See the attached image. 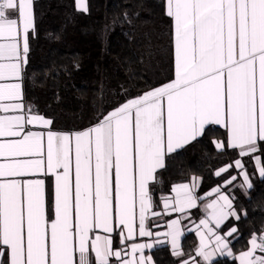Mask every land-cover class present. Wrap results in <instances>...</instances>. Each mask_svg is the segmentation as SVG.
Masks as SVG:
<instances>
[{"label":"snow or ice","instance_id":"snow-or-ice-1","mask_svg":"<svg viewBox=\"0 0 264 264\" xmlns=\"http://www.w3.org/2000/svg\"><path fill=\"white\" fill-rule=\"evenodd\" d=\"M78 8L87 12L86 0ZM165 14L174 21L175 79L101 113L86 130L58 131L25 103L33 0H0V137L14 138L0 143V264H92L90 252L95 264H153L144 254L152 244L129 250L120 241L153 236L149 184L167 157L205 136L208 125L228 130L217 148L264 154V0H165ZM257 164L264 177L259 157ZM235 167L252 188L243 163ZM195 187L196 178L176 185L165 207H197ZM206 210L197 254L212 264L217 253L233 255L226 237L237 231L217 230L241 217L222 193ZM160 235L159 243L184 255L179 220ZM239 264H264V230Z\"/></svg>","mask_w":264,"mask_h":264},{"label":"trees","instance_id":"trees-1","mask_svg":"<svg viewBox=\"0 0 264 264\" xmlns=\"http://www.w3.org/2000/svg\"><path fill=\"white\" fill-rule=\"evenodd\" d=\"M87 13L76 9L75 0H36L35 29L30 36L29 63L24 73L27 107L53 120L58 131H81L93 126L101 113L175 79L174 23L165 14V0H88ZM226 129L208 126L206 134L185 149L166 158L150 184L153 211H162L163 201L175 185L201 179L197 195L204 196L221 186L238 171L232 168L242 156L238 150L218 149ZM264 164V154L258 153ZM253 183L249 198L236 186L230 191L240 220L229 219L221 229L238 226L231 239L235 255L247 251L255 234L264 230V178L260 179L253 157L242 158ZM46 179L51 201L53 185ZM201 200V205L205 203ZM194 216L200 217V208ZM150 226L156 230L160 227ZM128 247L130 241L123 242ZM195 232L183 238L182 258L171 248L153 251L155 264H181L196 257ZM92 264L95 259L91 257ZM205 264V263H201ZM212 264H239L236 259H219Z\"/></svg>","mask_w":264,"mask_h":264},{"label":"crops","instance_id":"crops-1","mask_svg":"<svg viewBox=\"0 0 264 264\" xmlns=\"http://www.w3.org/2000/svg\"><path fill=\"white\" fill-rule=\"evenodd\" d=\"M35 1L36 0H33V10H34ZM86 2H87L88 11H89V2H88V0H86ZM78 3H79V0H75L76 9L79 12L81 10L78 8ZM81 12H85V11H81ZM87 12H85V13H87ZM34 23H35V12H34ZM173 23H174V21H173ZM30 33H31V31H30ZM174 64H175V55H174ZM174 77H175V73H174ZM208 126H217V127H221L223 129H226V128H224L221 125H208ZM29 127L32 128V130H34V131L40 130L38 127H34V126H31V125ZM227 132H228V130H227ZM10 139H14V138H4V137H0V143H3L6 140H10ZM230 149H232V148H230ZM238 152H239V150H238ZM245 157H247V156H242V158H245ZM257 157L260 158V162H261V164H263L262 157L260 155H258V153L255 156H253V164H254V167L257 170L258 177L260 179H262L264 177H260V175H259V166L260 165L257 164ZM242 158L241 159H238V160L241 161L243 163V165H244V162H243ZM0 162H3L2 158H0ZM165 164H166V161H165ZM227 166H230V167H227ZM227 166H224L219 171H217V172H220V175H217V176L220 177L221 175L227 174L232 168H235V169H237L238 173L237 174H234V176H231V177H235V179L232 180L231 183H226L231 178V177H229L227 180H225L221 184V186H218V187L210 190L207 194H205L202 197H199L197 195V192H198L199 188L201 187V179L198 178V177H194V178H196L195 195L197 197V207L187 209L183 213L176 212V211H169V209L165 207V202L166 201H169L170 202L171 199H172V197L175 195V193L173 191L174 187L176 186L175 185L173 187V189H172V192L168 196H166L164 198L162 211H158V212L155 211V213H157L156 215H151L150 214L149 217H148V220H147L146 223H147V226H148V230L153 233V236L152 237H141L137 233L136 237L133 240H129L130 241V244H129V246L127 248L130 250V248H131V246L133 244H152L153 247L151 249H145L144 254L145 255H150L152 257L153 264H155V260H154V257H153V254L152 253L158 247H165V246H167V247L171 248L172 252L174 253L171 243H159L158 242V239L163 240V239H166V238L163 235H160L159 237H157V234H163L165 232H168L169 231V225L171 223H173L175 220H179L180 221V227H181V230L183 232V235L180 237V249L181 250H182L183 238L186 235V233L195 232L196 237L198 238V244H197V247H196V250H195L196 257L195 258H192V259H189V260H184V261H192V260H195L197 262V264L205 263V261L203 260V258L201 256H199L197 254V252H198L199 247H200V244H201V235H200V233H201V231L204 230L203 229V226L201 225L200 222H201V220L208 218V211H210V210H206V204L207 203H211L212 201L218 199L219 194L222 193L224 195H227L232 200L233 207H234V200H233V197L230 195V191L232 189H234L236 186H238L240 188L241 192L243 193V195L249 198V192L252 189V188H248L247 185L244 184L243 175L241 173V170L239 168H236L235 167V162H234L233 165H227ZM225 167H227V171H224ZM244 169H245V167H244ZM159 170H161V169H159ZM249 177H250V175H249ZM41 178H43V177H41ZM250 181H251V178H250ZM153 182H150V184L153 183ZM192 182H193V179L191 181L185 182V183L191 184ZM45 183H46V180H45ZM150 184H149V189H150ZM252 186H253V183H252ZM217 189H219V193L217 192ZM46 190H47V184H46ZM203 199H205L206 201H205L204 204L201 205V200H203ZM199 208H200V211H201V215H200V217L197 218V217L194 216V212H196L195 210H197ZM152 211H153V209H152ZM231 218L232 217H230L229 219H231ZM229 219H227L226 221H224V223L217 230L221 235H224V233H226L231 228L230 227V228H228L226 230H223V231L221 230L223 228L224 224ZM232 219H234V218H232ZM150 221L153 222V224H154L155 227L158 226L160 228L154 230L150 226V224H149ZM213 227H215V225H213ZM232 227H236V229L238 230V226H232ZM236 233H237V231L235 233H233L232 236L226 237L230 241V245H229L230 248H231V239L233 238V236ZM249 247H250V243H249L248 249H249ZM232 252H233V255L232 256H228L226 254L225 255H220L219 253H217L216 256L213 258L212 262L213 261H216V260H219V259L229 258V259H236L237 262L239 263V255L241 253H239L238 255H235V253H234L233 250H232ZM257 254L259 255V253H257ZM175 256L178 257V258H182L183 257V256H177V255H175ZM89 257H90V259H91V257H93L95 259L94 253H91L90 252L89 253ZM128 258H130V257L128 255H125V259H128ZM113 259H115V258H113ZM181 264H184V262H182Z\"/></svg>","mask_w":264,"mask_h":264}]
</instances>
